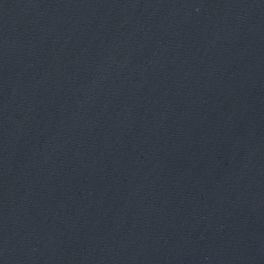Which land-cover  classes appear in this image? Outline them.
Listing matches in <instances>:
<instances>
[{"label": "water", "instance_id": "obj_1", "mask_svg": "<svg viewBox=\"0 0 264 264\" xmlns=\"http://www.w3.org/2000/svg\"><path fill=\"white\" fill-rule=\"evenodd\" d=\"M0 264H264V0H0Z\"/></svg>", "mask_w": 264, "mask_h": 264}]
</instances>
